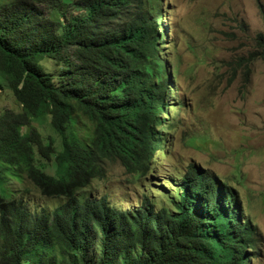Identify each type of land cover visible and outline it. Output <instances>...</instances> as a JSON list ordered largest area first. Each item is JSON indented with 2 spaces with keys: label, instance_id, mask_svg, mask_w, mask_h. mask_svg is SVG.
Instances as JSON below:
<instances>
[{
  "label": "trees",
  "instance_id": "1",
  "mask_svg": "<svg viewBox=\"0 0 264 264\" xmlns=\"http://www.w3.org/2000/svg\"><path fill=\"white\" fill-rule=\"evenodd\" d=\"M153 3L0 0V90L5 82L21 105L19 112H0V264H245L250 220L244 219V236L205 216L214 207L210 191L234 188L195 165L170 200L171 210L155 212L144 201L119 212L100 199L76 197L67 181L58 183L35 164L37 155H54L59 174L65 167L69 178L82 181L104 175L106 159L127 157V165L159 134L158 118L167 116L164 122L179 111L177 68L168 72L161 63L160 52L171 56L157 49L166 33L160 12L149 8ZM72 4L83 11L68 13ZM256 43L239 62L248 72L264 59L263 34ZM47 119L60 136L58 151L55 138L48 144L34 132L20 138L22 128ZM27 181L24 190L16 185ZM31 188L63 195L65 202L37 208Z\"/></svg>",
  "mask_w": 264,
  "mask_h": 264
},
{
  "label": "rangeland",
  "instance_id": "2",
  "mask_svg": "<svg viewBox=\"0 0 264 264\" xmlns=\"http://www.w3.org/2000/svg\"><path fill=\"white\" fill-rule=\"evenodd\" d=\"M161 2L165 16L161 29L166 33V43L157 49L172 54L166 57L160 52L159 57H164L161 63L166 67L175 65L181 85V90H174L179 111L165 121L166 125L162 117L157 120L166 139V157L150 175L143 177L141 187L134 172L126 170L120 162H112L105 179L92 180L86 189L92 190L95 197L112 192L111 201L121 209L137 208L140 194L151 187L158 191L153 193L156 197L161 191H175L192 163L213 170L231 186L238 187L244 206L262 231L264 59L253 61L249 72L247 67H239V62L257 50V35H264V0ZM78 11L81 13L83 9L69 6L68 13ZM185 99L191 109L183 102ZM8 110L19 112L21 105L4 82L0 112L3 115ZM33 132L41 134L46 144L55 138V149H61L60 136L52 130L48 119L43 123L34 121V126L22 129L20 138ZM54 163V157L47 161L36 156V164L47 173L55 172ZM30 199L37 208L53 209L62 204V199L41 196L34 189ZM98 256L93 253L94 260ZM251 264H264V247Z\"/></svg>",
  "mask_w": 264,
  "mask_h": 264
},
{
  "label": "clouds",
  "instance_id": "3",
  "mask_svg": "<svg viewBox=\"0 0 264 264\" xmlns=\"http://www.w3.org/2000/svg\"><path fill=\"white\" fill-rule=\"evenodd\" d=\"M152 1H154L155 3L149 4V8H151V10L154 12V15L157 12H160L159 15H161V16L158 17V24L161 25V22L165 18L163 11H161L163 4H162L161 0H145V2H152ZM72 5H74V4H72ZM170 56H172V54H170ZM162 58H164V57H162ZM164 69L169 72V70L166 68L165 65H164ZM187 108H189V107H187ZM162 117H167V116L162 115ZM169 120H171V119H168L165 121H169ZM163 125H166V122ZM22 129H24V128H22ZM22 129H21V131H22ZM156 130L158 131L159 134L157 135L155 140H153V142L150 145L146 144L141 149H139L137 152L133 153L134 155L129 158L127 165H125L123 162L127 157L126 158L115 157L109 161L106 159V161H105L106 165L104 166V172H105L104 175H98L97 177L93 176V177L88 178V179L83 180V181L81 179H77V178H73V177L69 178V176L66 173L65 167H61L60 174L58 171V166H56V165H55L56 170L54 173H49V172L47 173L45 170H43L42 168H40L36 164V158H35V164L39 170H41L42 172L47 174L48 177L55 179L58 183L60 181L61 182L67 181L70 191L76 197H78L79 195H83V196H91L95 199H100V202L105 201L106 205L109 208H112L116 211L127 212V211L137 210V209L144 206V204H143L144 201H146L148 204L150 203L154 207L155 212H159L164 208L171 210L170 200H173V197L175 196L176 190L179 188V186H181L183 184V177L188 173V170H190L191 165H195V164H192V163L189 164V167L186 169V171L182 175L181 179L179 180L180 183L177 184V186L175 187L176 188L175 191L171 190L170 193H163L161 191V194L156 197L153 193L157 190H155L154 188L151 187V188H149V190L145 191L144 193H141L139 198L137 199V200H140L138 202L139 205L137 208L121 209V208L117 207V205L111 201V199L113 197V195H111L112 192L111 193H105L104 195H102L100 197H95L92 195V192H93L92 190L86 189L90 185L92 180L103 181L105 179L106 174H107L106 170H107L109 164L112 162H120L126 168V170H130V171L134 172L135 177H136L137 181L139 182L138 186L141 187L142 182H143V177H145L146 175H150V171H153L154 167L161 165L162 164L161 160L164 159V157H166L165 150L167 147L165 146L166 139L162 135L163 128L161 127V125H158ZM160 135H162V137H160ZM40 157H42V156H40ZM53 157H54V155L52 156V158ZM42 158H44V157H42ZM44 159L47 161L51 160V159L49 160L46 158H44ZM54 164H56V162ZM196 167L202 169L203 171L209 172L211 175H213L214 180L217 183H219L221 180H225L228 182L227 179H223L221 176H219L216 172H214L211 169H207L204 166H201V167L196 166ZM79 182H83V183H79ZM16 185L21 190H24V188L26 186L30 187L28 181L25 183V185L21 184V183H16ZM232 188H234V187L232 186ZM33 189L34 188H31V190L29 192H32ZM59 189H60V185H57V188L55 190L58 191ZM238 190H239L238 187L235 186V188L231 191L217 190L215 193H214L215 190L210 191V199H211L212 194L215 197V202H213L214 207L211 208L208 213H206V214L203 213V215L205 214L206 217H209L211 219V222L215 223L217 228L221 229L222 228L221 225L224 223H227L230 226L234 227L238 234H242L244 236H246V234H243V230L245 229L244 219L246 221L250 220L251 226L249 227V229H247L248 236H249L248 240L250 239L248 242H249L250 246L246 250L247 254L245 255L244 260H245V264H251L253 262V260L256 258V255L264 247V233H263L264 230L262 229L263 232L261 231V229H260L261 227L259 226V224L255 221V219L253 217L254 215L250 214L249 210L244 206L243 197L240 195ZM34 191L38 192L41 196H44L38 190L34 189ZM30 194L28 195L29 198H30ZM61 196L62 197H55V196H45V197L56 198V199L60 198V199H62V204H63L65 202V199H64L63 195H61ZM62 204H60V205H62ZM60 205H58V206H60ZM58 206H56V207H58ZM49 210H52V209H49ZM240 227H241V229H240ZM234 228H233V230L232 229L231 230L234 231ZM251 235H253L252 238H251Z\"/></svg>",
  "mask_w": 264,
  "mask_h": 264
}]
</instances>
